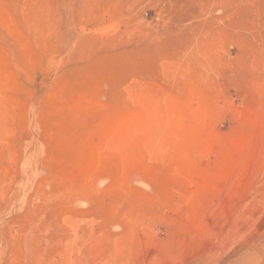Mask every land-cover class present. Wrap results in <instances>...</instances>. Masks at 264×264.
<instances>
[{
	"label": "rangeland",
	"instance_id": "1",
	"mask_svg": "<svg viewBox=\"0 0 264 264\" xmlns=\"http://www.w3.org/2000/svg\"><path fill=\"white\" fill-rule=\"evenodd\" d=\"M0 264H264V0H0Z\"/></svg>",
	"mask_w": 264,
	"mask_h": 264
},
{
	"label": "bare ground",
	"instance_id": "2",
	"mask_svg": "<svg viewBox=\"0 0 264 264\" xmlns=\"http://www.w3.org/2000/svg\"><path fill=\"white\" fill-rule=\"evenodd\" d=\"M243 254V253H242Z\"/></svg>",
	"mask_w": 264,
	"mask_h": 264
}]
</instances>
